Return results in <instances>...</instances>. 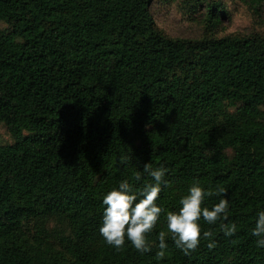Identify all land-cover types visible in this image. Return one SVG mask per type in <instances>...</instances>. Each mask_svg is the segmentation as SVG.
I'll return each mask as SVG.
<instances>
[{
  "label": "trees",
  "instance_id": "trees-1",
  "mask_svg": "<svg viewBox=\"0 0 264 264\" xmlns=\"http://www.w3.org/2000/svg\"><path fill=\"white\" fill-rule=\"evenodd\" d=\"M153 2L0 0V123L13 140L0 145V264H264L252 235L264 211V31L219 36L223 2L189 0L205 7V30L172 37ZM147 163L167 169L151 251L127 238L116 250L99 232L103 198L124 180L137 194L154 183ZM193 183L226 190L203 206L226 198L237 232L201 218L217 246L202 239L184 255L166 216Z\"/></svg>",
  "mask_w": 264,
  "mask_h": 264
},
{
  "label": "clouds",
  "instance_id": "clouds-1",
  "mask_svg": "<svg viewBox=\"0 0 264 264\" xmlns=\"http://www.w3.org/2000/svg\"><path fill=\"white\" fill-rule=\"evenodd\" d=\"M143 171L153 178L154 183L146 184L137 194L130 183L124 180L119 183L118 189L111 190L103 198L105 210L99 232L107 245L116 250L124 248L127 238L132 247L141 254L151 251L147 235L156 227L163 212L156 201L162 191L161 185L167 187V181L164 179L167 169L163 167L154 169L151 163H147ZM135 179L139 181L141 173L137 172ZM221 194L226 196V190L218 188L215 191H205L198 183H193L188 189V195L180 199L179 210L167 213V234H170L176 248L184 255L195 252L202 239L209 241L207 244L209 250L217 246L212 242L213 232L202 231L199 223L201 218L208 225H216L219 222L220 231L225 237L236 234L235 223L223 222L228 219L229 203L226 198L220 199L211 209L203 206L206 197ZM138 196L141 198L138 199ZM252 235L258 238L257 247H264V211L257 214ZM158 240L160 251L157 256L163 257L168 247L164 231L159 232Z\"/></svg>",
  "mask_w": 264,
  "mask_h": 264
},
{
  "label": "rangeland",
  "instance_id": "rangeland-1",
  "mask_svg": "<svg viewBox=\"0 0 264 264\" xmlns=\"http://www.w3.org/2000/svg\"><path fill=\"white\" fill-rule=\"evenodd\" d=\"M219 1L228 11L218 26L219 36L264 31V3L256 9L240 0ZM151 10L158 26L172 37L199 38L205 30V7L194 12L189 0H154ZM12 142L8 127L0 123V145Z\"/></svg>",
  "mask_w": 264,
  "mask_h": 264
}]
</instances>
